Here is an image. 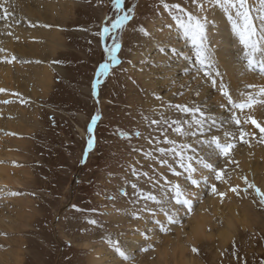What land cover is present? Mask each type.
Returning a JSON list of instances; mask_svg holds the SVG:
<instances>
[{
    "label": "rangeland",
    "instance_id": "obj_1",
    "mask_svg": "<svg viewBox=\"0 0 264 264\" xmlns=\"http://www.w3.org/2000/svg\"><path fill=\"white\" fill-rule=\"evenodd\" d=\"M75 2L67 27L54 24L66 44L56 55L1 58L13 65L15 75L13 84L0 86V167L9 176L6 184L0 183V264H91L95 250L100 251L101 264H262L264 204L256 189L262 190L264 182V141L259 128L250 120L245 123L251 117L250 108L235 111L239 126L221 123L225 118L217 120L203 137L179 135L173 130L177 126L173 121L189 132L196 131V120L201 117L181 113L177 106L199 108L215 118L212 112L221 108L220 92L209 87L219 97L211 105L206 93L201 98L197 93L203 92V82L190 85L186 80L183 84L184 74L176 77L180 82L170 89L157 90L151 81L144 82V74L152 68L146 60L147 42L158 31L184 36L164 4L199 15L193 0H124V10L131 15L117 33L121 63L100 78L96 88L99 66L106 60L100 33L118 13L114 0ZM19 24L30 27L32 23ZM228 34H232L229 24ZM187 40L191 61L197 64L186 62L187 68L196 70L190 73L192 82L204 70L198 71L196 50ZM134 54L146 55V59L135 62ZM17 66L22 74H17ZM46 69L51 72L50 80L44 88L36 85L38 96H32V85L18 86V79L25 84L34 82L38 78L35 72L42 74ZM251 84H241L237 94L242 100L232 94L233 99L247 102L251 94L256 100L252 107L263 109L260 93L264 87ZM251 119L264 127V115ZM241 131L246 133L247 144L240 139ZM213 136L222 144H234L229 157L196 143ZM165 137L177 145L197 147V159L202 156L211 163L222 173L220 178L195 160L193 178L199 186L186 180L187 173L171 156L164 158L182 174L176 176L167 165L161 167L156 149L173 146L163 142ZM90 138L92 149L88 148ZM249 171L251 178L245 177ZM173 185H179L184 198L191 201V211L175 203V193L169 190ZM211 185H215V193ZM138 192L151 193L156 201H145ZM198 216L206 219L199 238L192 234ZM224 232L229 234L227 241L222 238ZM137 236L140 239L133 240Z\"/></svg>",
    "mask_w": 264,
    "mask_h": 264
},
{
    "label": "bare ground",
    "instance_id": "obj_2",
    "mask_svg": "<svg viewBox=\"0 0 264 264\" xmlns=\"http://www.w3.org/2000/svg\"><path fill=\"white\" fill-rule=\"evenodd\" d=\"M75 1L76 0H34V2L31 3L29 0H0V30L2 35H5H0V86H9L10 84H13L12 82L15 75L13 73V65L10 62H1V58L4 59L6 57H12L10 55L18 54V56L23 55V57L28 58L37 57L39 55L40 58L46 59V57H50L49 54L52 56L56 55L59 49L65 48L66 44L65 39L62 36V32H60L59 28H55L56 26H54V24H58L61 27H67L68 21L74 16V11L76 8ZM248 3L254 5L253 15L255 16V9L259 7V2L257 0H248ZM12 5L14 7H12ZM5 8L7 9V13L3 11ZM205 8L206 11L204 15H206L208 20L212 22L209 24L207 44L209 43L210 45L208 47L214 57V63L216 66L215 68L223 75V80L228 86L230 94H233L235 98L236 96L238 98L241 95L237 94L241 92V84H245L246 81L247 83L254 84V86H257V88L264 87V73L260 72L258 66L255 70H250L248 68L247 59L244 54L245 50L240 44L238 37H234V33L226 35V32L228 31V23L223 10L207 3ZM15 11L17 14H14ZM25 22L27 24H32H29L30 27H23V25L19 24ZM255 23L259 25V19H256ZM52 24L53 26H48ZM38 25H40V27ZM61 30L64 29L61 28ZM169 32L162 33L158 31L157 35H155V38H152L149 40V42H147V45H149V50L147 51L149 52L147 55L148 59H146V55H133V61L136 62L146 59L152 65V68L148 69L149 72L144 74V82L148 83V81H151L153 88L157 90L161 88L170 89L175 83L180 81H183L182 83L184 84V82L187 80V83L185 84L190 83V85L197 82H203V92L200 90L197 91L199 97L201 98L206 93L208 97L206 100L210 101L211 105L216 104L215 101L218 97V92H216V95L213 96L214 93H211V90H209V87L211 86V84H209L210 81L208 82V80H206L205 75L197 73V75L193 77L194 79L196 78V80L192 82L190 81L192 78L190 73H195L196 70L191 68L193 66H188L187 68L188 64H186V62L187 60V63L193 62L194 67H196L197 64L194 61H191L193 57L190 53L191 45L188 43V40L185 38L183 39L182 37L184 36H168L167 34ZM229 37L233 38L230 39ZM122 53H124V51ZM255 60L264 62V56L257 54ZM16 69L17 74L23 73V69H21L19 66H17ZM50 73L51 72L47 69L44 70L42 74L40 71H36L35 75L38 78L35 77L34 82L25 84L22 79H18V86L23 87L32 85V96H38L40 91H35L36 85H40L42 88H44V85L50 80ZM180 74L184 75L183 78L178 81V79L176 80V77H179L178 75ZM213 74H215L214 71ZM154 78L156 81H153ZM217 85H219L218 81ZM49 86L46 88V90L49 89ZM220 99H222V96ZM240 100H242V98H240ZM240 100V103H244ZM256 108H250V116L254 118H260L262 115H264V108ZM239 111L237 112L239 113ZM212 113L216 114V117H214L218 121L230 116L228 113H225L222 108L217 110V113L216 111ZM240 155L246 154L241 153ZM244 160L246 162V159ZM244 163H242L241 166H243ZM252 176L253 175L251 171L245 173V177L247 178H251ZM6 180H9V176L7 175L5 169L0 167V183L6 184ZM237 181H241V177L237 178ZM261 188L262 190L259 188L260 193L264 194V182H262ZM213 200L214 203L217 202V199ZM205 223V217L198 216V219L192 226V234L199 238L203 234ZM222 238L227 241L229 239L228 232H224L222 234ZM138 239H140L139 236L135 237L133 240L137 241ZM99 252V250L93 251L91 255V264H101L102 260L99 257Z\"/></svg>",
    "mask_w": 264,
    "mask_h": 264
},
{
    "label": "snow or ice",
    "instance_id": "obj_3",
    "mask_svg": "<svg viewBox=\"0 0 264 264\" xmlns=\"http://www.w3.org/2000/svg\"><path fill=\"white\" fill-rule=\"evenodd\" d=\"M193 3L195 4L199 15L186 11L179 5L172 7L165 3L164 8L169 11L170 15H173L176 25L183 31L184 36L189 39L191 44L194 46L196 50V60L201 66L198 71L201 69L204 70V75L211 81V86L214 89H217L222 96V103L220 107L225 111V113L230 114V116L221 123L234 122L237 126H239L241 121L236 117L235 111L244 110L246 107L251 108L256 103V100L251 96V94H248L249 99L247 102L237 103L234 101L233 96L228 90V86L224 83L223 75L215 68L214 57L207 44L209 24L212 22H210L207 16L204 15L206 11L204 2L203 0H193ZM208 3L211 6L219 7L225 13L226 21L230 25L232 33L238 37L240 44L245 50L244 54L247 59L248 68L250 70H255L258 66L260 72L264 73V62L255 60L257 54L264 56V0H259V7L255 9V16L253 15V8L249 6L248 0H208ZM123 5L124 0H114V9L118 15L115 16L114 20L110 24L106 22L105 26L102 28V32L100 33L101 40L104 42L106 60L99 66L97 79L93 85L94 88H96L101 83L100 78L106 77L112 67L121 63L120 59L118 58L121 44L118 42L120 37L117 35V33L127 25L131 15L129 12L124 10ZM3 11L7 13L6 8L3 9ZM256 19H259V25L255 23ZM109 42L111 43V47L108 46ZM213 71L215 73L214 75ZM217 79H219V85H217ZM0 91L3 90L0 89ZM261 95L264 96V88L261 89ZM261 103H264V101H261ZM177 108L181 113H199L201 117V119L196 120V131L185 132L184 128L180 126L177 121H173V123L177 125L173 130L179 135L203 137L207 134V132L211 131V129L217 125V120L215 118L206 116V114L199 108H189L186 105H178ZM249 120L251 124L260 129L261 140L264 141V127H261L260 124H258L255 119H251V117H249L245 123H248ZM207 122L210 123H208V127L206 129L205 123ZM151 123L155 125L157 121L153 120ZM95 124L96 120L94 119L92 121V125L94 126ZM92 131L93 128L90 127L89 132L91 133ZM245 135L246 133L241 131L240 139L243 143L247 144L248 140L244 138ZM163 142L173 146L171 148L158 147L156 151L159 153L160 158L157 162L161 165V167L167 165L168 170H170L174 175L180 176L182 173L178 172L176 168L169 164L168 160L164 157L171 156V158L178 164L179 168L182 169L184 173H187L186 180L190 181L196 186H199V181L193 178V173L197 171V169L192 165L193 160H195L197 164H202L204 168L216 171L217 179H219L222 175L220 171L213 168L211 163L206 162L202 156L197 159V156L199 155L198 148L192 144L177 145L175 141L168 140L167 137H165ZM149 143H153V141L150 139ZM196 143L201 147H214L215 151L218 152L221 157H229L234 147L233 143L222 144L219 137L215 136H213L210 140L197 139ZM92 147L93 140L90 138L88 141V148L92 149ZM189 152L191 155H187ZM149 155H151V153H149ZM245 183L247 184V180H245ZM131 186L136 188L135 184H132ZM248 187L254 186L249 184ZM169 190L174 191V199L176 204L185 206L189 211H191V201L187 198H184V194L181 192L179 185H173ZM210 190L211 192L215 193V185H211ZM232 190L236 191V189ZM256 192L258 195H261L260 202L264 204V194L260 193L259 189H256ZM124 194L127 195L126 192ZM138 195L145 201H156V197L151 193L138 192ZM90 222L93 224L96 223L95 221ZM119 255L125 259L128 258L124 251H119ZM262 264H264V262H262Z\"/></svg>",
    "mask_w": 264,
    "mask_h": 264
},
{
    "label": "water",
    "instance_id": "obj_4",
    "mask_svg": "<svg viewBox=\"0 0 264 264\" xmlns=\"http://www.w3.org/2000/svg\"><path fill=\"white\" fill-rule=\"evenodd\" d=\"M92 128V127H91ZM86 156H87V151L85 152V157H84V159H86Z\"/></svg>",
    "mask_w": 264,
    "mask_h": 264
}]
</instances>
